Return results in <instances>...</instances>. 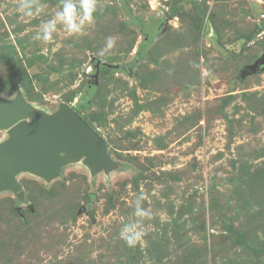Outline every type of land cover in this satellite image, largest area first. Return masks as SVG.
Segmentation results:
<instances>
[{
  "label": "rangeland",
  "instance_id": "1",
  "mask_svg": "<svg viewBox=\"0 0 264 264\" xmlns=\"http://www.w3.org/2000/svg\"><path fill=\"white\" fill-rule=\"evenodd\" d=\"M20 2L0 0V97L69 105L113 165L18 172L23 197L0 191V264H264V69L248 68L264 0H96L82 34L57 24L49 42L34 37L61 0L31 17ZM141 196L151 218L129 247Z\"/></svg>",
  "mask_w": 264,
  "mask_h": 264
},
{
  "label": "water",
  "instance_id": "2",
  "mask_svg": "<svg viewBox=\"0 0 264 264\" xmlns=\"http://www.w3.org/2000/svg\"><path fill=\"white\" fill-rule=\"evenodd\" d=\"M248 68L264 69V55ZM0 129L8 134L0 142V191L10 189L19 198L23 191L15 176L20 171L51 180L62 165L82 157L92 171L113 165L101 135L64 103L46 113L17 90L12 98L0 97Z\"/></svg>",
  "mask_w": 264,
  "mask_h": 264
},
{
  "label": "clouds",
  "instance_id": "3",
  "mask_svg": "<svg viewBox=\"0 0 264 264\" xmlns=\"http://www.w3.org/2000/svg\"><path fill=\"white\" fill-rule=\"evenodd\" d=\"M61 8L56 12L54 18L43 23L40 31L34 37L35 40L49 42L53 39V33L57 30V24H61L64 30L70 35H79L84 31L86 24L94 21V13L97 10L96 0H61ZM19 11L23 16L31 17L35 12L42 10L36 0H21ZM115 41L109 37L106 42V49L114 47ZM143 197H138L134 215L138 218L132 223L125 224L120 231V238L129 247H134L140 240L143 233L141 225L144 219H150L151 213L141 206Z\"/></svg>",
  "mask_w": 264,
  "mask_h": 264
},
{
  "label": "trees",
  "instance_id": "4",
  "mask_svg": "<svg viewBox=\"0 0 264 264\" xmlns=\"http://www.w3.org/2000/svg\"><path fill=\"white\" fill-rule=\"evenodd\" d=\"M150 38H151V36H150ZM149 40H150V39H149ZM149 40L145 41L144 43L148 42ZM146 45H147V43H146L142 48H140V51L143 50V48H144Z\"/></svg>",
  "mask_w": 264,
  "mask_h": 264
},
{
  "label": "bare ground",
  "instance_id": "5",
  "mask_svg": "<svg viewBox=\"0 0 264 264\" xmlns=\"http://www.w3.org/2000/svg\"><path fill=\"white\" fill-rule=\"evenodd\" d=\"M6 131V130H5Z\"/></svg>",
  "mask_w": 264,
  "mask_h": 264
}]
</instances>
